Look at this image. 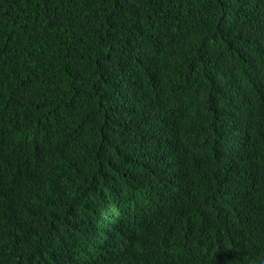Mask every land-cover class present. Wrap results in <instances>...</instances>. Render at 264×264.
I'll use <instances>...</instances> for the list:
<instances>
[{
  "label": "trees",
  "instance_id": "1",
  "mask_svg": "<svg viewBox=\"0 0 264 264\" xmlns=\"http://www.w3.org/2000/svg\"><path fill=\"white\" fill-rule=\"evenodd\" d=\"M0 264H264V0H0Z\"/></svg>",
  "mask_w": 264,
  "mask_h": 264
}]
</instances>
